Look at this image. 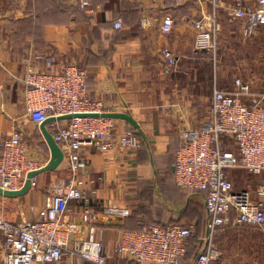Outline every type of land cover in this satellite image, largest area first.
<instances>
[{
    "label": "crops",
    "instance_id": "0c3cea01",
    "mask_svg": "<svg viewBox=\"0 0 264 264\" xmlns=\"http://www.w3.org/2000/svg\"><path fill=\"white\" fill-rule=\"evenodd\" d=\"M85 1L86 9H80L77 0H0V139L17 130L23 136L26 157L43 166L48 162L50 150L39 124L25 110L22 79L31 70L59 72L74 64L87 72L89 98L99 100L106 111L132 117L137 128L126 120L112 119L113 129L132 131L140 146L108 151L84 147L72 171L63 157L55 169L36 175L35 185L24 195H0V205L10 210L6 218L1 208L0 217L14 223L35 221L39 208L60 186L81 181L87 202H67V218L75 224L69 242L84 239L91 225L103 245L104 264H134L115 251L123 231L150 221L197 225L196 218L186 215L195 204L205 217L204 193L178 187L173 164L181 133L202 128L212 118L211 91L204 92L199 87L204 78L197 77L204 69L199 68L201 55L211 54H194L192 20L212 15L213 0L175 5L150 0ZM164 14L174 19L167 35L159 30ZM143 17L150 18L147 28L140 25ZM115 19L121 20V28H114ZM165 48L177 60L172 68L162 54ZM45 127L52 134V122ZM108 207L126 208L129 214L101 217ZM84 210L100 217L84 223ZM1 244L2 240L0 259ZM78 262L83 260L64 256L54 264Z\"/></svg>",
    "mask_w": 264,
    "mask_h": 264
},
{
    "label": "built area",
    "instance_id": "2783aa9c",
    "mask_svg": "<svg viewBox=\"0 0 264 264\" xmlns=\"http://www.w3.org/2000/svg\"><path fill=\"white\" fill-rule=\"evenodd\" d=\"M143 1V0H138ZM166 1V0H150ZM176 3L204 0H171ZM80 9H86L85 0H77ZM217 6L221 0H213ZM232 17L241 23V34L251 36L264 26V0H233ZM141 27L150 26V18L141 19ZM174 19L161 16L159 30L167 35ZM122 27L120 19L114 28ZM193 50L215 54L216 28L213 15L192 20ZM169 68L176 65L173 53L162 51ZM87 72L74 64L59 72L28 71L23 76V97L27 116L36 124L47 118L70 115V119L54 120L52 137L72 171L78 167L79 152L84 147L108 151L115 147L136 150L140 139L132 131H116L112 118L90 117L83 114L109 112L99 100L89 98L86 90ZM211 121L199 129L181 133L180 145L175 152L173 179L186 192L204 193L205 221L198 238V250L187 263L180 258L187 252V240L196 235L194 223H150L145 230H125L116 243L115 251L130 257L134 264H229L213 236L226 225L253 224L264 234V199H254L248 189H235L229 177L233 169L251 174L264 172V91L252 92L249 85L234 80L231 90L215 88L211 97ZM227 136L236 146L235 151L223 149L220 137ZM43 167L26 157L22 134L13 130L0 139V188L18 190L27 172ZM36 177L30 179L35 185ZM264 198V185L256 191ZM71 199L87 202L81 181L60 186L39 208L35 221L10 222L0 217V237L3 257L0 264H54L64 256L76 257L83 263L104 264L103 245L93 226L89 225L84 239L69 242L75 230L69 221L67 202ZM129 210L120 207L105 208L104 214L123 218ZM99 215L84 210V223H94ZM85 262V263H84Z\"/></svg>",
    "mask_w": 264,
    "mask_h": 264
},
{
    "label": "rangeland",
    "instance_id": "374dc122",
    "mask_svg": "<svg viewBox=\"0 0 264 264\" xmlns=\"http://www.w3.org/2000/svg\"><path fill=\"white\" fill-rule=\"evenodd\" d=\"M169 3L176 4V2ZM232 3L233 0L221 1L214 6V9H210V14L215 20L217 48L214 55L202 54L203 59L198 61L201 63L199 68L204 67L197 72V77L204 78L199 87L204 92L210 89L212 94L215 88L233 89L234 80L239 79L248 84L252 92H262L264 91V26L258 27L251 36L244 37L241 34V23L232 17ZM194 58L197 59L198 56L195 55ZM220 145L229 151L234 149L232 139L227 136L220 139ZM228 175L235 189H248L253 193L254 199H264L256 194L258 188L264 185V172L251 174L244 170L233 169ZM1 208L4 209L6 218H9L10 210H7V205H0V210ZM195 221L198 225H195V229L202 227V231V220L196 218ZM213 241L221 250L224 261L229 264H264V234L258 226L238 223L226 225L216 232Z\"/></svg>",
    "mask_w": 264,
    "mask_h": 264
},
{
    "label": "water",
    "instance_id": "95a60500",
    "mask_svg": "<svg viewBox=\"0 0 264 264\" xmlns=\"http://www.w3.org/2000/svg\"><path fill=\"white\" fill-rule=\"evenodd\" d=\"M85 116L90 117H107L112 119H121L128 121L134 128H137L136 122L132 119V117L126 113L121 112H103V113H92V114H83ZM72 116L65 115L55 118L49 117L45 121L41 122L39 124L40 130L43 134V137L49 147L50 150V158L48 162L41 168L37 170H33L30 172H27L25 175V180L22 185V187L18 190H3L0 188V195L4 197H15V196H22L25 193L28 192L30 189V179L32 177H35L39 173L47 170H53L57 167V165L63 160V152L61 151L58 144L54 141L52 135L48 130L46 129L45 125L48 122H52L54 120H64V119H70Z\"/></svg>",
    "mask_w": 264,
    "mask_h": 264
},
{
    "label": "trees",
    "instance_id": "16d2710c",
    "mask_svg": "<svg viewBox=\"0 0 264 264\" xmlns=\"http://www.w3.org/2000/svg\"><path fill=\"white\" fill-rule=\"evenodd\" d=\"M167 1L171 2V0H166V2ZM192 207L193 208H191L190 212H188L186 215H188V217L191 216V220L194 219V218H197L200 221L202 220L201 221V223H202L201 226H203L204 221H205L204 220L205 217L202 215V213L200 214L198 212V207H196V204L194 206H192ZM150 222L153 223V221H150ZM150 222H146L145 224H143L141 227L137 228L136 230H145L147 228V224L150 223ZM157 223H159V222H157ZM168 223H180V224H182L181 222H168ZM183 225H185V224H183ZM196 226H198V225H196ZM201 228L200 229L197 228L196 235L191 237V238H189L187 240V252H186V255L184 257L179 259L181 263L189 262V260L196 254V252L198 250V242H199L198 238H199V236H200V234L202 232Z\"/></svg>",
    "mask_w": 264,
    "mask_h": 264
}]
</instances>
